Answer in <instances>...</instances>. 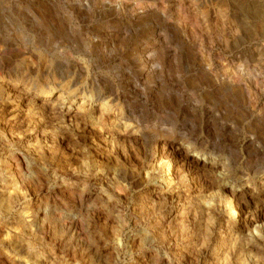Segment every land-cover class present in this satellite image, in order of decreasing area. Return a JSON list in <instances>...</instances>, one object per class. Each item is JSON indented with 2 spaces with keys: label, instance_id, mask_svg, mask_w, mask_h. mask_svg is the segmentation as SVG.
Here are the masks:
<instances>
[{
  "label": "rangeland",
  "instance_id": "1",
  "mask_svg": "<svg viewBox=\"0 0 264 264\" xmlns=\"http://www.w3.org/2000/svg\"><path fill=\"white\" fill-rule=\"evenodd\" d=\"M100 1L56 0L59 10L75 12L74 22L86 28L84 34L76 42L58 40L53 31H50L51 35L34 39L32 43L24 41L26 44L23 45V42L22 47L20 46L25 52L23 57H10L12 60L10 73L14 80L25 79L29 84L33 82L34 86L40 81L43 84L44 81L48 83L54 77L58 80L62 77L60 80L71 90L84 89L89 95L102 93L107 99L113 100L111 104L124 117L118 122L121 125L122 122H128L127 124L137 131V136L130 140L123 135L114 141L102 140L97 137L99 126L94 117L85 120L76 119L66 128L55 126L59 128L55 130L57 134L54 136L53 144L49 143L48 146L42 144L38 149L40 152L33 157V161L37 162V166L46 174L42 183L45 186L48 184L46 187L53 190L55 178L58 181L66 179L76 183V191L81 192V185L84 184L85 192H93L99 188V183L103 180L106 191L102 196L95 197L94 203L91 204L96 209L91 207L92 211L88 213L84 210L83 214L89 219L98 214L103 217L110 215L111 218L105 222L107 228L105 225L104 231L100 229L104 222L92 223V232L108 235L111 227L116 226L120 227L125 235L150 233L156 238V248L166 249L170 243H177L178 246L182 244L185 246L184 264L190 262L193 264L196 261L198 264H203L209 258L205 254L197 255L194 252V246L201 238L203 220H194L193 217L186 215L187 218L185 216L186 220L181 225L175 220L176 212L173 213V223L163 226L158 224V220L160 221L162 215L166 214V209L170 205L179 203L184 206L192 198L197 201L203 196L206 200L210 197V201L212 200V204L217 208L211 210L215 221L212 234L217 235L222 226L226 230L225 224L232 221L231 227L238 230L239 238L244 239L239 246L248 242L253 255L257 253L263 256L264 264V191L262 193L258 190L259 197L256 196L254 199L249 194L240 197V208H250L254 216L249 217L251 222L238 228L233 211H227L226 204L220 200L228 194L221 189L224 173L230 177L229 187L235 186L238 189L240 180L249 178L251 181H256L264 171V112L260 111V107H264V0H183L185 3L193 1L196 4V10L192 8L185 15V23L196 32L198 38L200 37L201 51L205 56L210 57L214 71L220 77L223 76L225 69L241 74L253 91V100H255L253 105L257 106L255 105L256 109L250 111L248 109L249 112L246 113L243 112L244 103L238 94L231 95L228 92L210 94L211 90L206 85H200L195 76H198L196 74L201 69L182 65L179 74L172 77L167 74L161 77L160 75L140 77L137 66L144 61L143 42L152 41V38L156 37L153 28L157 20L151 18L136 21L131 17L130 11L118 13L111 11L104 15ZM142 1L157 2L158 0ZM166 1L167 6L173 4V0ZM81 2L87 3V8L81 10L92 11L94 13L92 17H79L76 7ZM207 2L215 4L217 10L215 15L206 16L209 5ZM19 4L28 9L45 7L37 0H20ZM8 7L7 2H0V12L7 11ZM108 10L110 11L109 8ZM174 11L171 10L170 13L173 17L177 14V11ZM170 23L171 27L174 25L177 27V22ZM128 25H131L130 31L105 46L95 48L87 42V34L92 38H103L108 32L116 28L124 29ZM172 32L169 29L166 40L168 43L164 42L163 48L168 46L173 48L177 58L184 61L194 58L191 43L187 45L188 47H184ZM2 49L4 50V47L0 43V59L4 55ZM25 56L27 58L29 56L34 66L41 67L42 71L35 74L27 71L28 62L24 60ZM78 67H83V72L78 71ZM132 77H137L139 86H135ZM71 81H77L78 84L72 86ZM2 119L3 117L0 116V138L5 134V120ZM108 120L111 121V118ZM109 126L107 122L106 127ZM117 127L119 126L115 127L116 130ZM163 138L168 140L169 146L161 149L158 142ZM252 140L254 143H251ZM172 144L194 146L195 150H191L192 154L205 153L206 157L208 155L215 160H221L225 163V172L222 171L223 168L215 167L208 170L205 175L201 173L202 178L199 180L193 174V166L188 164L190 161H186L185 155H182L184 164L188 167L186 172L195 178L185 177L186 180L184 179L182 183L190 187L196 182L198 188L189 192L187 185H181L169 191L166 199L163 197L162 200V196H156L155 199L148 198V191H151L154 182L161 175L158 163L160 164L161 161L163 163L165 160L166 166L168 159L176 154L170 147ZM156 147L159 149V155L153 154V149L155 151ZM162 170L165 172L166 167ZM183 173L185 172L178 174L177 179L174 180L176 182L180 180ZM105 176L108 178L104 179ZM34 186L31 181L25 185L28 192L27 200H33L35 193L39 191L40 185ZM238 211L236 209V212ZM118 212L123 220L115 222L116 219L113 217ZM112 245V242H109L110 248ZM211 245L214 247L213 242ZM139 254L141 253H137L136 256ZM236 259L235 257L232 259L234 264H238ZM122 261L136 264L129 257H122Z\"/></svg>",
  "mask_w": 264,
  "mask_h": 264
},
{
  "label": "bare ground",
  "instance_id": "2",
  "mask_svg": "<svg viewBox=\"0 0 264 264\" xmlns=\"http://www.w3.org/2000/svg\"><path fill=\"white\" fill-rule=\"evenodd\" d=\"M19 1L0 0V2H7L9 5L7 11L0 12V43L4 47V50L2 49L4 55L0 59V116L3 117L2 120H5V134L0 138V264H127L122 261V257H129L136 264H184L185 251L183 250L185 246L182 244L178 246L177 243H170L166 249L156 248V238L150 233H128L125 235L121 228L116 226L111 227L109 236L92 232V223L104 222V224L102 223L103 226L101 225L102 228L100 226V229L104 231L105 222L111 218L110 215L103 217V215L98 214V216L89 219L83 214L85 211H88V213L92 211L90 209L91 204L94 203L93 199L102 196L106 191L103 180L100 181L99 188L93 192H85L86 185L84 184L81 185V192L76 191V183H71V180L66 179L58 181L55 178L53 190L46 187L48 184L46 186L43 184L46 174L37 166V162L33 161V157L40 152L38 149L42 144H46V146L49 143L53 144L54 136L57 134L55 130L59 128L55 126L66 128L76 119L85 120L88 117H94L99 126L97 137L105 141L117 140L120 135L127 136L130 140V138L137 136V131L132 129L127 124L128 122H122V125L118 122L124 117L111 104L113 100L107 99L102 93L89 95L85 93L84 89L71 90L66 86V83L60 80L62 77H59V80L55 77L51 78V81L48 83L44 81L43 84L42 81H37L36 86L33 82L29 84L25 79L14 80L12 78V73H10L12 60L10 57H23L25 52L22 51L20 46L24 41L28 43L31 41L32 43L34 39L51 35L50 31H53L58 40L76 42L86 29L82 24H75V12H72V10L71 12L59 10L56 0H37L45 7L34 9L24 7L19 4ZM184 1L173 0L171 6H167L166 0H158L157 2H143L142 0H112L111 2L110 0H101L100 4L101 9H104L102 12L105 13L104 15L111 11L115 13L130 11L131 17L136 21L151 18L157 20L155 28H153L156 37H153L152 41L145 40L143 42L145 47L142 56L144 63L141 62L137 66V73L140 77L154 75H160L161 77L165 74L172 77L179 74V68L182 65L194 69L198 68L201 70L196 74L198 76L195 77L198 78L197 81L200 85H206L211 90L210 94L218 95L221 92H228L231 95L238 94L244 103L243 112L246 113L251 109H256L257 105H253L255 101L253 100V91L241 74L238 75L225 69L223 76L220 77L214 71L210 57L205 56L201 51L200 37L198 38L196 32L185 23V15L192 8L196 10V4L193 1H187L186 3ZM207 3L209 5L207 6L206 16H212L217 11L216 6L212 2ZM86 4L81 2L76 7L79 17L90 18L93 16L92 11L84 12L81 10L87 8ZM107 8L110 11H107ZM173 9H176L177 12ZM171 10L177 13H175V17L171 16ZM172 21L177 22V27L169 25ZM130 26H125L124 29L116 28L108 32L103 38H92L87 34V42L95 48L105 46L130 31ZM169 29L173 31L174 37L184 47H188L191 43V50H193L191 52H194V58L184 61L177 58L176 51L173 48L171 49L169 46L163 48V43L167 42ZM81 43L84 42L81 41ZM24 44L26 43L24 42ZM30 59L29 56L28 58L27 56L24 57V60L28 62L27 71L32 72L31 74L40 73L42 68L34 66L33 61ZM77 69L80 72L84 70L83 67ZM132 79L136 83V87L140 85L137 77H132ZM71 83L72 86L78 84L77 81H71ZM247 105L249 106L246 107ZM260 111L264 112V107H260ZM108 118H111L113 122L111 123ZM94 122L96 121L94 120ZM107 122L110 125L109 127H106ZM111 124H115L119 128L117 127L116 130V126L114 127ZM251 143H254L253 140ZM158 144L161 149H164L168 145V140L163 138L159 140ZM170 147L175 150L176 154L168 159L166 166L165 160L163 163L161 161L160 164L157 162L161 175L154 182L151 191H148L149 195H147L150 199H155L156 196H162V200L163 197L166 199L168 192L173 188L187 185L182 183L184 179L186 180L185 177L191 176L192 179L194 178L186 172L188 167L184 164L185 161L181 157L182 155H185L186 161H190L188 164L193 166V174L199 180L202 178L201 173L205 175L208 170L215 167L218 169L223 168L222 171L225 170V163L221 160H215L211 156L208 157V155L206 157L204 156L205 153L192 154L191 150H195L194 146L172 144ZM153 154L159 155L158 147L155 151L153 149ZM37 161L39 162V160ZM152 166L155 167L154 164ZM165 167L166 170L163 172L162 169ZM183 171L185 172L183 177L180 176L181 179L176 182L177 175H181ZM262 173L256 181H251L249 178L240 180L238 189L235 186L229 187L231 183L228 174L224 173L222 175L221 189L228 194H225L220 200L226 204L227 211H233L234 219L236 218V228L251 222L249 217L254 216L250 208H240L239 199L244 194H249L252 199L256 196L259 197L258 190L260 192L264 191V171ZM105 178L108 177L105 176ZM29 181L35 186L40 185L38 187L40 189L35 193L33 200H27L26 196L28 192L25 185ZM193 184L190 187L187 185L189 192L198 188L195 185L196 182H193ZM211 201L210 197L206 200L203 196L197 201L192 198L184 206L179 203L170 205L168 209L165 208L166 214L162 215L160 221L158 220V224L171 223L174 220L173 213L175 212L177 217L175 220L179 221L181 225L184 224L186 215L193 217L194 220H203L201 223L203 227L200 230L201 238L199 234V243L194 246L195 254L209 256L203 264H234L232 262L233 257L237 258L238 264H263V256L257 253L253 255L248 242L239 246L240 242H244V239L239 238L240 236L237 235L238 230L231 227L230 222L232 221L225 224L226 230L222 226L223 229L221 228L217 235L212 234L215 221L214 216L212 218L211 210L217 208ZM152 203H154V200ZM236 209L239 211L236 212ZM113 218L116 219H114L115 222L121 220L120 213L118 212ZM112 225L114 224L112 223ZM109 242L113 244L111 248ZM212 242L214 247L211 245ZM137 253L141 254L136 256ZM193 264L198 263L196 261Z\"/></svg>",
  "mask_w": 264,
  "mask_h": 264
}]
</instances>
